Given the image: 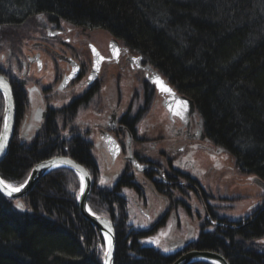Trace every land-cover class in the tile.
<instances>
[{
    "label": "trees",
    "instance_id": "1",
    "mask_svg": "<svg viewBox=\"0 0 264 264\" xmlns=\"http://www.w3.org/2000/svg\"><path fill=\"white\" fill-rule=\"evenodd\" d=\"M35 16L104 30L140 55L193 102L208 138L264 182V0H0L3 31ZM14 104L20 122L21 94ZM2 109L0 95V120ZM57 135L54 127L23 144L15 134L0 178L18 187L38 162L70 157L93 180L88 206L112 222L113 264H171L175 258L129 236L122 204L101 189L89 147ZM78 190L76 174L58 169L22 199L23 210L0 194V264H102L103 239L79 214ZM263 236L264 207L245 229L203 236L195 249L218 253L228 264H264V249L251 244Z\"/></svg>",
    "mask_w": 264,
    "mask_h": 264
},
{
    "label": "flooded vegetation",
    "instance_id": "2",
    "mask_svg": "<svg viewBox=\"0 0 264 264\" xmlns=\"http://www.w3.org/2000/svg\"><path fill=\"white\" fill-rule=\"evenodd\" d=\"M44 18L28 40L4 42L0 55L13 99H24L18 140L31 98L43 121L23 144L55 127L62 143L89 147L101 189L122 204L129 236L175 259L196 250L203 236L251 225L264 207L253 182L259 178L208 138L194 104L179 107L183 118L174 115L165 106L170 95L147 81L155 69L140 55L104 30ZM91 49L104 58L96 74ZM161 78L174 97L187 98Z\"/></svg>",
    "mask_w": 264,
    "mask_h": 264
},
{
    "label": "water",
    "instance_id": "3",
    "mask_svg": "<svg viewBox=\"0 0 264 264\" xmlns=\"http://www.w3.org/2000/svg\"><path fill=\"white\" fill-rule=\"evenodd\" d=\"M112 43H116L115 39L111 40ZM92 53V61H93V69L91 74H96L101 64L100 57L97 56L93 49L90 50ZM99 61L98 65L97 62ZM72 76V75H71ZM70 76V77H71ZM159 77V79L166 85L168 88L173 89L165 83V81L161 78L159 73L155 70H150V75L147 78V81L154 85L155 89L162 94H168L162 92L160 86L155 83V79ZM175 94V93H174ZM0 95L3 101V109L1 114L0 120V144H3V148L0 149V163L7 155L10 143L13 137L16 134V126H15V104L13 95L11 92L10 85L7 79L0 74ZM28 98L30 112L28 116L25 117V120L18 128V136L23 143L29 142L30 139L39 131L41 130L42 121H43V109L37 107H33V104ZM174 101H185L187 102V109L191 111L193 108V102L190 99L185 97H173L169 96L168 99L165 101V106L169 108L171 105L172 108H177V104ZM183 107V106H179ZM7 125V127H5ZM108 148V146H107ZM66 161L70 163H66ZM58 169H69L76 174L79 180L80 188L76 195V205L79 211V214L82 218H84L91 226H93L101 235L103 242H104V252L102 254V264H113L114 259V250H115V234L112 227L111 221L104 217L94 215L90 212L87 206V199L92 189V179L88 173V171L80 165L79 163L75 162L73 159L65 156H54L48 159H44L37 164H35L29 171L25 181L23 184L18 188V191H12L11 188L5 190L3 185H0V194L12 201H16V203L21 204L23 198H25L33 189V187L37 184L39 180L45 177L52 171ZM1 179V178H0ZM253 182L259 186V188L264 192V182L260 179H253ZM9 192L11 194H9ZM16 208L18 210H23V208ZM225 228H229L223 226ZM110 255H106L109 253ZM197 262H206L209 264H228L226 259L215 252L210 251H198L193 250L188 253L182 254L177 257L171 264H192Z\"/></svg>",
    "mask_w": 264,
    "mask_h": 264
},
{
    "label": "rangeland",
    "instance_id": "4",
    "mask_svg": "<svg viewBox=\"0 0 264 264\" xmlns=\"http://www.w3.org/2000/svg\"><path fill=\"white\" fill-rule=\"evenodd\" d=\"M41 18L42 17H39V16L31 17L28 20H26L24 23H22L21 25L13 27V28H10L11 30L3 32V29H2V32L0 31V39L4 40V41L2 43H0V55L2 54L1 51L4 49V47H3L4 42L15 41V40L18 39V37L21 38V39L28 40V38H30L33 35L32 30L34 28H37L40 25L44 26L42 24ZM101 33L103 35H106V33H104L103 31H101ZM10 40H12V41H10ZM8 185H11L12 187H15L14 185L9 184V183H8ZM262 196H263V201H264V194H263V192L261 190H259V199ZM88 208H89L90 212H92L93 214H96L98 216H103V215H101V213L103 211L100 209V207L88 206ZM251 244L254 245L255 247H257L258 249L259 248H263L264 249V236L261 239L258 238L256 240H252ZM103 252H104V248L101 251V257H102Z\"/></svg>",
    "mask_w": 264,
    "mask_h": 264
},
{
    "label": "snow or ice",
    "instance_id": "5",
    "mask_svg": "<svg viewBox=\"0 0 264 264\" xmlns=\"http://www.w3.org/2000/svg\"><path fill=\"white\" fill-rule=\"evenodd\" d=\"M93 51L95 52V49H93ZM117 54H118V50H116ZM97 56H100V54L97 52L95 53ZM104 58L103 57H100V60H103ZM99 61L97 62V65H98ZM89 79H91V77H89ZM155 83H157L159 86H160V89L162 92H165V93H168L170 96H173L174 97V93L172 92V90L170 88H168L166 85H164V83L159 79V77H157L154 81ZM175 104H177L178 108L177 109H174L172 108V106L170 105L169 106V110L173 112L174 115H179L181 116V118H183V113L182 111L178 110L179 109V106H183V110L186 111L187 109V102L185 101H174ZM5 127H7V125H5ZM3 144H0V149L3 148ZM66 163H70L68 161H66ZM103 183V181H102ZM0 185H3L4 189L7 190L9 188H11L12 191H18L19 189L18 188H14L12 187L11 185H8L5 181H3L2 179H0ZM9 194H11L9 192ZM17 207L19 208H23V205L22 204H17ZM167 251V249H165ZM106 255H110V252L109 253H106Z\"/></svg>",
    "mask_w": 264,
    "mask_h": 264
}]
</instances>
